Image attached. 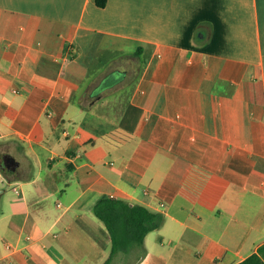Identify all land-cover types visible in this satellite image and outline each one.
<instances>
[{"label": "crops", "instance_id": "0c3cea01", "mask_svg": "<svg viewBox=\"0 0 264 264\" xmlns=\"http://www.w3.org/2000/svg\"><path fill=\"white\" fill-rule=\"evenodd\" d=\"M110 197L165 217L136 264L264 244V0H0V264L104 258Z\"/></svg>", "mask_w": 264, "mask_h": 264}, {"label": "trees", "instance_id": "16d2710c", "mask_svg": "<svg viewBox=\"0 0 264 264\" xmlns=\"http://www.w3.org/2000/svg\"><path fill=\"white\" fill-rule=\"evenodd\" d=\"M99 6L103 7L106 0H97ZM144 48L138 47L133 53L123 51L107 50L101 58L102 64H113L115 59L132 58L141 60ZM144 66L140 69V76ZM95 216L103 222L111 242L109 257L103 264H112L119 255H129L134 252L140 253L137 262L146 254L144 241L146 236L159 229L164 223L165 217L162 213L150 210L141 204H132L122 198H103L94 207ZM238 264H264V244L256 253H253Z\"/></svg>", "mask_w": 264, "mask_h": 264}, {"label": "rangeland", "instance_id": "374dc122", "mask_svg": "<svg viewBox=\"0 0 264 264\" xmlns=\"http://www.w3.org/2000/svg\"><path fill=\"white\" fill-rule=\"evenodd\" d=\"M142 66H143L142 59L141 60H137V59L135 60L132 58L128 59V57L124 61L113 64V67H112L113 70L119 69V70H127L128 71L127 78L122 83H120L117 87H119V88L122 87L123 92H125V87L130 90L132 88V86L134 85L136 76L139 74ZM95 84H98V80H96ZM95 84H93V85H95ZM88 85H89V83L87 82L86 83V90H89V92H90L94 86L92 85L90 87V89H88ZM116 89L115 90L117 92L118 88H116ZM110 92H111V90L107 91L106 94H108ZM113 92H114V90H113ZM119 92H121V91H119ZM88 96H89V94L86 95V98ZM85 100H89V99L87 98ZM7 193H11V195H16L15 192L13 191V187L11 189H9L7 191ZM109 254H110V252H107L104 258L95 259V261L92 264H103L106 261V259L109 257ZM139 255H140V253H138V252H134V253L126 255V256L119 255L118 257H116V259L114 260V262L112 264H136ZM69 261H72V259H69ZM73 264H82V263L77 262V263H73Z\"/></svg>", "mask_w": 264, "mask_h": 264}, {"label": "water", "instance_id": "95a60500", "mask_svg": "<svg viewBox=\"0 0 264 264\" xmlns=\"http://www.w3.org/2000/svg\"><path fill=\"white\" fill-rule=\"evenodd\" d=\"M125 73V72H124ZM122 74V72H120ZM126 74V73H125ZM105 81V80H104ZM103 81V82H104ZM101 87H98L93 93L92 96H95L98 91H101ZM19 166V162L11 155L7 154L3 157V163H2V168L4 170H8L9 172H16L17 168Z\"/></svg>", "mask_w": 264, "mask_h": 264}, {"label": "flooded vegetation", "instance_id": "af4514ba", "mask_svg": "<svg viewBox=\"0 0 264 264\" xmlns=\"http://www.w3.org/2000/svg\"><path fill=\"white\" fill-rule=\"evenodd\" d=\"M114 81H115V76H113V83H114Z\"/></svg>", "mask_w": 264, "mask_h": 264}, {"label": "built area", "instance_id": "2783aa9c", "mask_svg": "<svg viewBox=\"0 0 264 264\" xmlns=\"http://www.w3.org/2000/svg\"><path fill=\"white\" fill-rule=\"evenodd\" d=\"M16 190V189H15Z\"/></svg>", "mask_w": 264, "mask_h": 264}]
</instances>
